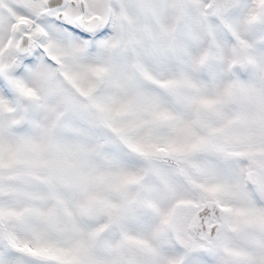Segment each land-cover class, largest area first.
Listing matches in <instances>:
<instances>
[{
	"label": "snow or ice",
	"instance_id": "1",
	"mask_svg": "<svg viewBox=\"0 0 264 264\" xmlns=\"http://www.w3.org/2000/svg\"><path fill=\"white\" fill-rule=\"evenodd\" d=\"M0 264H264V0H0Z\"/></svg>",
	"mask_w": 264,
	"mask_h": 264
}]
</instances>
